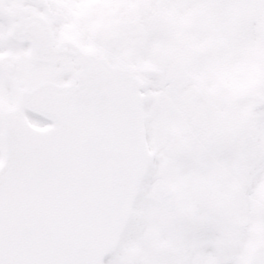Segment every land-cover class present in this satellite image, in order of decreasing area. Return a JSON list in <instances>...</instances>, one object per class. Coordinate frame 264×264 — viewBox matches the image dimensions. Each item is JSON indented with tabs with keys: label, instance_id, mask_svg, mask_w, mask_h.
Segmentation results:
<instances>
[{
	"label": "snow or ice",
	"instance_id": "snow-or-ice-1",
	"mask_svg": "<svg viewBox=\"0 0 264 264\" xmlns=\"http://www.w3.org/2000/svg\"><path fill=\"white\" fill-rule=\"evenodd\" d=\"M0 264H264V0H0Z\"/></svg>",
	"mask_w": 264,
	"mask_h": 264
}]
</instances>
